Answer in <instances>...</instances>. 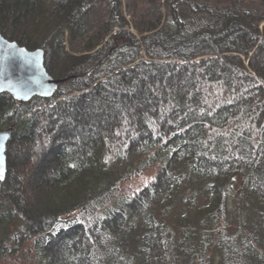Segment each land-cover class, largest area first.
Segmentation results:
<instances>
[{"label": "trees", "instance_id": "trees-1", "mask_svg": "<svg viewBox=\"0 0 264 264\" xmlns=\"http://www.w3.org/2000/svg\"><path fill=\"white\" fill-rule=\"evenodd\" d=\"M121 6L0 0V33L66 78L0 94V264H264V0H168L142 40Z\"/></svg>", "mask_w": 264, "mask_h": 264}, {"label": "water", "instance_id": "water-1", "mask_svg": "<svg viewBox=\"0 0 264 264\" xmlns=\"http://www.w3.org/2000/svg\"><path fill=\"white\" fill-rule=\"evenodd\" d=\"M66 78H55L46 66L43 48L30 49L0 33V94L30 102L35 97L52 98ZM15 125L0 131V174H8V146Z\"/></svg>", "mask_w": 264, "mask_h": 264}, {"label": "rangeland", "instance_id": "rangeland-1", "mask_svg": "<svg viewBox=\"0 0 264 264\" xmlns=\"http://www.w3.org/2000/svg\"><path fill=\"white\" fill-rule=\"evenodd\" d=\"M202 2V0H198ZM168 0H122L120 8L122 14L128 21V28L141 40L148 33L151 24H157L160 27L163 25H177L172 12L167 6ZM111 6L107 2L99 3L94 10L96 23H102L109 19ZM186 25L191 30H197L202 25V17L196 13H189L185 18ZM116 29V28H115ZM67 46L70 43L67 41Z\"/></svg>", "mask_w": 264, "mask_h": 264}, {"label": "snow or ice", "instance_id": "snow-or-ice-1", "mask_svg": "<svg viewBox=\"0 0 264 264\" xmlns=\"http://www.w3.org/2000/svg\"><path fill=\"white\" fill-rule=\"evenodd\" d=\"M0 179H3V175L2 174H0Z\"/></svg>", "mask_w": 264, "mask_h": 264}]
</instances>
